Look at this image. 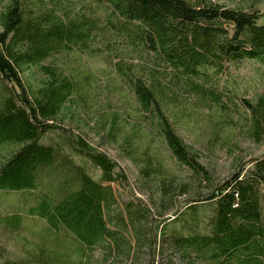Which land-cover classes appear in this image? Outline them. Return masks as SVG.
<instances>
[{
  "label": "trees",
  "instance_id": "trees-1",
  "mask_svg": "<svg viewBox=\"0 0 264 264\" xmlns=\"http://www.w3.org/2000/svg\"><path fill=\"white\" fill-rule=\"evenodd\" d=\"M93 1L105 13L102 31L69 0H0V194L22 199L11 212L0 213L1 233L15 235L25 216L41 220L45 232L29 241L41 264L62 260L63 247L78 255L79 264L85 251L95 249L101 252V264L133 263L141 255L147 264H264V153L215 180L166 115V93L158 79L133 77L115 63L140 114L172 158L205 189L189 193L180 177L164 173L159 165H145L140 172L148 178L158 208L166 206L153 213L134 196L114 159L61 122V109L75 102L72 96H80L83 78L77 80L55 63L42 65L64 51L87 49L104 31L124 37L134 51L152 53L171 72V81L183 80L200 93L206 69L220 72L244 60L264 62L263 15L255 9L264 0H246L233 8L211 0ZM31 67L45 74L41 87L24 79ZM208 92L217 107L226 109L218 95ZM244 103L250 138L261 142L264 93ZM49 132L60 134L61 143H45L42 138ZM74 157L95 167L98 178ZM113 185L129 200L119 201ZM47 243L54 248L48 250ZM2 252L0 247L1 260Z\"/></svg>",
  "mask_w": 264,
  "mask_h": 264
},
{
  "label": "rangeland",
  "instance_id": "rangeland-1",
  "mask_svg": "<svg viewBox=\"0 0 264 264\" xmlns=\"http://www.w3.org/2000/svg\"><path fill=\"white\" fill-rule=\"evenodd\" d=\"M69 1L75 9L80 7L86 16L95 21V30L104 29L105 13L93 0ZM211 1L228 8L246 3V0ZM255 9L263 15L260 22L264 23V2ZM52 63L63 67L77 80L83 78L80 96H72L75 102H68L61 109L63 125L81 134L90 146L114 159L126 174L134 196L143 199L153 213L159 209L166 211V206L158 208L152 186L140 172L145 165L151 169L159 165L164 173L180 177L188 183L189 193L203 192L205 189L172 158L153 127L140 114L135 97L129 85L117 73L115 63H120L123 70L133 77L147 81H151V77L158 79L166 93V115L177 134L196 152L198 161L215 180L230 175L238 163L264 153V139L255 142L250 138L248 112L244 103L253 102L259 94L264 93V62L244 60L225 65L220 72L206 69L199 80L204 87L203 92L193 93L183 80L173 79L175 83L172 82L171 72L152 53L134 51L124 37L113 38L103 31L87 49L64 51L42 62V65ZM23 77L33 88L41 87L46 79L39 67L27 69ZM208 89L218 95L226 109L215 105ZM42 139L45 143H61V136L57 132H49ZM74 158L93 178H98L99 171L88 161ZM113 190L119 201L129 200L116 185H113ZM260 192L264 198V188ZM186 197L187 194L179 197L178 201ZM21 200L19 195L0 194V213L11 212ZM174 211L175 206L168 209L165 216ZM45 229L38 218L25 216L21 229L15 235L6 237L0 231V247L4 257L0 263L41 264L35 260L29 241L36 240ZM47 244L50 245L47 246L48 250L54 248L51 243ZM60 257L62 260L56 261V264L80 263L78 255L65 247L61 249ZM81 258V264H101L98 249L85 251ZM125 264H147V256L141 255L133 263L127 260Z\"/></svg>",
  "mask_w": 264,
  "mask_h": 264
}]
</instances>
